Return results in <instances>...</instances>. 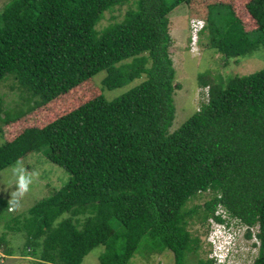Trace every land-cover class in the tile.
Segmentation results:
<instances>
[{"label": "trees", "instance_id": "1", "mask_svg": "<svg viewBox=\"0 0 264 264\" xmlns=\"http://www.w3.org/2000/svg\"><path fill=\"white\" fill-rule=\"evenodd\" d=\"M130 3L122 21L96 29L106 12ZM182 4L194 18L206 16L203 31L226 62L264 44V0L245 6L250 31L231 5L200 8L195 0H11L0 11V83L11 75L32 103L11 115L0 97L4 126L62 103L59 114L78 95L75 108L0 146V171L48 148L47 158L70 174L19 219L38 264H82L99 246L101 264H129L143 248L170 250L175 264H186L200 249L189 227L226 220L259 226L254 264H264V69L227 82L199 76L208 101L170 133L181 85L169 16ZM142 77L125 94L105 97ZM196 200L204 203L189 207Z\"/></svg>", "mask_w": 264, "mask_h": 264}, {"label": "rangeland", "instance_id": "2", "mask_svg": "<svg viewBox=\"0 0 264 264\" xmlns=\"http://www.w3.org/2000/svg\"><path fill=\"white\" fill-rule=\"evenodd\" d=\"M10 1L0 0V11ZM173 1L167 0L168 3ZM249 1L251 0H195V4L200 8H205L207 5L214 3L229 4L235 11L236 16L244 23L245 29L250 31L255 29V25L245 8ZM134 7V3H130L106 12L96 29L101 31L115 22L122 21L126 12ZM192 13V7L182 4L176 7L169 16L170 34L173 40L169 51L176 71L175 83L181 85V89L176 90L174 94L176 113L170 133L177 130L207 102L209 87L200 84L199 76L213 80L222 78L227 82L234 76H247L264 69V44H260L252 56L235 60L229 59V62H226L221 54L211 48L207 29L199 33L198 42L195 44L192 40L190 28V20L194 18ZM197 18L207 23L206 16L205 18ZM105 76L106 72L103 71L94 79L100 85ZM11 78L15 79L11 75H7L4 81L0 83V97L3 99L4 111H9L11 115L18 111L19 113L29 111L32 103L28 100V94L20 89L21 87L18 86L16 80L15 82ZM145 79V77H142L114 90L106 89L104 95L108 100L115 99L131 88L140 85ZM75 97L69 98L64 103L70 102L68 108L65 107L66 111L75 108V105L79 103L78 101L76 104L72 103L71 100ZM87 98L88 96L85 95L82 101ZM61 104L53 105L48 110L42 109L28 113L21 120L10 125L4 126V122L0 121V146L20 136L28 128L41 129L56 120L65 112L61 109V113L57 114L56 109H60ZM47 151L48 148L28 155L22 161L0 171V264H38L37 257L33 256L27 249L30 242L23 235L22 229L18 230L20 228L19 219L25 218L30 209L39 201L50 197L54 191L67 185L70 178V174L64 168L53 164L47 158ZM21 176L29 181L27 190L24 192H21L19 187ZM203 198L207 199L208 196H203ZM203 203L202 200H196L191 202L189 207ZM212 225L210 221L209 225L196 221L189 227L192 235L200 238V249L196 254L187 256L186 264H195L199 259H211L213 247L207 238L212 230ZM248 229L249 227H243L241 231ZM250 232L252 233V239L245 242L244 249L249 250L252 249V244L253 246L257 245L255 254L250 261V264H253L258 255L259 241L256 237L258 227L255 226ZM217 246L221 249L219 244ZM104 252L105 247L103 246L95 248L85 257L82 264H101L99 257ZM217 255L222 257L220 252ZM129 264H175V257L170 250H165L163 253L149 254L143 248V250L136 252Z\"/></svg>", "mask_w": 264, "mask_h": 264}, {"label": "clouds", "instance_id": "3", "mask_svg": "<svg viewBox=\"0 0 264 264\" xmlns=\"http://www.w3.org/2000/svg\"><path fill=\"white\" fill-rule=\"evenodd\" d=\"M193 20L200 21L203 24L201 30H199V32L197 33L196 40L193 39L194 35L191 28V22ZM206 26L207 23H205L203 20H200L198 18H192L190 20L192 40L193 42H195V44H197L198 42L199 33L202 32L206 28ZM208 98H209V93L207 91V101ZM28 183L29 181L25 177L23 176L20 177L19 187L21 192L27 190ZM243 227H249V229L245 231H241ZM257 227L259 231V226ZM253 228L254 227H250L244 223L232 224L227 220L224 223H215L213 225L212 230L209 233V237L207 238V240H209V243H211L213 247L212 256L210 259L214 261L213 264H250L254 252L252 251V249L249 250L244 249L245 242L249 241L245 237V234L248 233ZM217 244L220 245L221 249L219 248V246H217ZM218 252L222 254V257L217 255Z\"/></svg>", "mask_w": 264, "mask_h": 264}, {"label": "built area", "instance_id": "4", "mask_svg": "<svg viewBox=\"0 0 264 264\" xmlns=\"http://www.w3.org/2000/svg\"><path fill=\"white\" fill-rule=\"evenodd\" d=\"M203 24L200 22V21H197V20H193L191 22V28H192V31H193V39H197V33L199 32V30H201Z\"/></svg>", "mask_w": 264, "mask_h": 264}, {"label": "crops", "instance_id": "5", "mask_svg": "<svg viewBox=\"0 0 264 264\" xmlns=\"http://www.w3.org/2000/svg\"><path fill=\"white\" fill-rule=\"evenodd\" d=\"M258 251H259V249H258ZM254 254H255V253H253V256H254ZM256 258H257V257H256ZM254 262H255V261H254ZM254 262H253V264H254Z\"/></svg>", "mask_w": 264, "mask_h": 264}]
</instances>
